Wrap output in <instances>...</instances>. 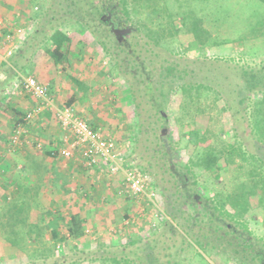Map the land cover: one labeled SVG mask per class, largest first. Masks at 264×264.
Wrapping results in <instances>:
<instances>
[{
	"label": "rangeland",
	"instance_id": "1",
	"mask_svg": "<svg viewBox=\"0 0 264 264\" xmlns=\"http://www.w3.org/2000/svg\"><path fill=\"white\" fill-rule=\"evenodd\" d=\"M6 1L11 4L9 7L13 16L8 19L3 36L10 37L20 51L25 52V58L19 65L24 67L21 73L28 74L30 71L27 72L26 69L34 70L35 66L41 65V59L45 55L43 50L45 41L54 29L64 32L70 38V42L66 47L67 59L60 65L58 71L63 74L66 87L69 86L77 93L80 111L78 112L75 102L65 98L60 105L69 106L76 115L91 125V120L85 117L84 112L90 113L89 117H93V121H98L100 124L97 132L106 138L110 137L115 142L118 153L123 157L124 167L135 168L141 164L148 169L150 164V167L153 166L152 172H156L159 167L162 168L159 170L165 172L164 185L168 188L167 198L169 197L175 204L179 200L178 187L168 171V164H165L168 163L167 159H163L161 154H156L154 151L159 150L155 136L159 132L157 127L160 123L155 117L149 116L151 109L144 90L138 83L140 79L138 74L142 68L137 66L133 54L144 63H150V67L153 68L158 63L171 62L174 65L178 64V70L186 68L190 71L188 76L182 75V80L175 81L174 91L183 81H202L220 91L218 85L224 87V82L227 83L228 80L223 81V79L229 78L236 67L244 71L264 72L263 0H125L123 4L121 0H95L96 5L102 7L104 12L99 16H92L90 9H85L82 23L77 22L76 16L68 12L69 0ZM102 15H110L113 21L124 23L132 30L125 44L117 42L109 27L100 20ZM196 20L200 25L202 24L201 29L212 35L210 41L212 47H215L214 43L219 47L196 51L195 43L192 44V26ZM192 60H206L209 65H192ZM47 76L49 78L50 74ZM206 76L209 78L208 82ZM15 77V84L6 88L8 94L4 98L0 95V109L4 111H7L9 103H17L21 98L28 105L27 97L21 95L23 78L17 74ZM27 77L31 76H24ZM50 79L55 80L54 85L58 81L54 76ZM45 83L51 87L48 80ZM132 90H137L140 94L139 109L135 108ZM257 91L252 93L244 106L238 107L234 102L231 104L234 108L238 107L237 113H234L235 110L228 111L231 113L230 120L233 117L238 125L241 124L239 137L233 136L234 131L231 130V122L228 120L229 114L222 110L225 101L220 99L214 103L216 99L213 94L202 98L201 109L204 111L195 118L194 128L206 135L207 143L219 149L224 145H231L230 147L236 150L228 157L227 162L221 160L217 170L212 174H204L198 179V190L207 197L216 192L229 194L240 181L245 179L249 164L242 160L243 153L248 154L245 145L240 143L243 138L256 158H264V131H261V125L262 128L264 125V109L257 111L260 122L254 121L255 115H253L258 103L261 102L262 108L264 107V91ZM179 93L178 90L172 93L168 104L167 134L174 145L173 161L183 165L194 152L192 145L187 146L188 138L181 139L182 128L185 131L192 129V123L188 126L187 122L192 121L194 108L192 109L191 105L187 113L183 112L180 107L184 102ZM136 112L142 114L143 120L145 119L147 126L152 129L147 135H141V142L136 143L135 146L134 139H138L136 125L139 120ZM177 117L179 122L181 119L180 123H177ZM0 122L3 124L0 127L9 140L12 131L10 132L11 124L8 122L7 113L6 116H0ZM33 129L35 135L39 134L37 121ZM59 132L62 144L58 139V142L52 145L57 149L62 147L64 138V132L60 128ZM24 135L23 139L35 144V148L40 143L42 146L46 144L39 135L36 140H40V143H35V140L31 139V137L35 138V135H30V131H26ZM30 146L32 145L28 144L12 150L8 144L7 153L11 155L16 153L19 159L16 160L21 163L19 158L21 155L34 152L28 148ZM139 171L147 175L150 180L151 176L140 169ZM14 173L13 170L12 174ZM1 175L0 172V264H36L42 260L51 264L54 259H60L59 262L65 264H101L100 261L91 263L87 259L104 257L105 252H116L117 255L120 252L129 254L138 248L143 250L147 243L156 244V253L165 263L164 255L169 251L164 248L180 243L179 239L167 233L166 237L158 238L164 223L170 221V218L166 213L162 196L153 189L151 181L149 190L155 193V207L146 200L134 199L123 193V190L119 192L118 197L124 201L114 198L116 195L113 194L107 197L105 194L99 196L97 194V196L92 195L96 197L95 199L92 196L87 198L88 208H77V212H80L79 216L84 219V225L81 224L83 235L73 239L67 232L69 223L67 221L74 210L69 209L70 213L60 214L59 218L51 217L52 219L47 222L45 221L47 217H43L40 222L39 214L44 213V209L40 206L42 202L33 199L32 208L29 206L18 208L17 197L13 198L10 186L8 188L7 184L2 182ZM121 177L123 179V175ZM13 178L15 179L13 176L7 178L9 185L14 181ZM102 179L96 186L99 187V193L101 189L103 193H107L109 189L107 181L111 178L106 176ZM120 181L121 179L118 180ZM8 196L11 201L4 199ZM23 199L25 202L28 201L27 196ZM92 200L94 205L91 204ZM190 215L192 212L189 208H182L179 218L182 227H178V231L182 233L183 239L190 247L186 248L185 252L186 264H231L217 257L211 258L200 250L196 243H192V232L189 231L185 235L183 229L192 225ZM20 221L23 224L19 223ZM101 221L104 225H101ZM243 221L253 237L264 240V214L256 203ZM126 222L128 223L125 224ZM55 227L61 228L62 231L58 236L61 241L58 242L50 238L49 231ZM8 236H15L13 239L16 242L10 244L7 240ZM136 241L139 242L135 246L130 245ZM192 244L197 248L194 251ZM146 253L140 251L139 255L145 256Z\"/></svg>",
	"mask_w": 264,
	"mask_h": 264
},
{
	"label": "trees",
	"instance_id": "2",
	"mask_svg": "<svg viewBox=\"0 0 264 264\" xmlns=\"http://www.w3.org/2000/svg\"><path fill=\"white\" fill-rule=\"evenodd\" d=\"M124 1L125 0H121V3L123 4ZM67 9L72 16H76V21L79 23L83 22L85 9H90L92 16H99L104 12L102 11V7L96 5L95 0H69ZM200 26H202V24L200 25L198 20H196L192 26V44L195 43L196 51L219 47L216 46L215 43V47H212V44H210L212 35L201 29ZM69 42L70 38L60 29H54L53 32L48 35L43 50L45 55L52 60L55 66L64 64L67 59L66 47ZM133 57L135 58L134 60L137 66L142 68V71L138 74L140 76L138 83L142 86L145 98L149 103L151 109V114L149 116L155 117L157 122L160 123L157 127L159 132L155 136L157 141L156 146L159 150L155 149L154 151L156 154H161L162 158L168 161V163L165 164H168V171L174 178V184L178 187L177 193L179 194V200H177V203L175 204L170 201L169 197L167 198L168 188L164 185L165 172L159 170L162 168L159 167L156 172H152L151 168H153V166L151 165L150 167L149 161L147 162V164H149L148 169L141 164L137 165L135 168L138 170L140 169L142 172L152 177H150L152 187L162 196L164 207H166V213L171 221H166L164 223L162 232L158 235V238L166 237L167 233L176 237L175 239H179L180 243L172 244L164 248V250L169 251L164 255L166 258L165 263L160 260L159 254L156 253L157 249L154 243H147L143 250L138 248L129 254L120 252L119 255H117L116 252H105L104 257L99 256L87 260L91 263L100 261L99 263L101 264H186L187 256L185 252L186 248L190 247L183 239L182 233L178 231V227L181 226L179 224L181 209L187 207L192 212V215H190L192 227L190 226L183 229V232L185 235H187L189 231L192 232V243H196L198 247L201 248L200 250L207 253L209 257H217L231 264H264V240L253 237V235L247 231L244 225L245 222L243 221L254 208V203H256V206L260 208L264 214V158H256L254 153L249 150L250 148L247 141L243 138L240 143L245 145L248 154L243 153L242 160L249 164L246 176H244L245 179L240 181L229 194L216 192L212 196L207 197L198 190V179L204 174H212L217 170L218 163L221 160L227 162L228 157L236 150L230 147L231 145H224L219 149L207 143L206 135H204V133L201 134L198 129L194 128L195 118L204 111L201 109L202 98L204 96L209 97L213 94L216 99L213 101L214 103L220 99L225 101L222 110L229 114L228 120H230L231 113L228 111L231 110L232 112V110H235L234 113H237L239 111L238 107L244 106L252 93L258 92L257 90L264 91V72L262 70L256 72L244 71L236 67L237 70L235 69V72L232 73L229 78L223 79V81L228 80L227 83L224 82L225 86L218 85L220 91L214 89L209 83H203L202 81H183L178 85L177 90L180 92L179 95L184 102V105H182L180 109L187 113L189 106L192 105V109L194 108L192 110V121L187 122L188 126L192 123V129L185 131L184 128H182L183 131L181 133V139L183 140L187 137V146L192 145L194 152L188 159V162L182 165L173 161L174 145L167 134L169 127L167 108L172 93L177 92V90L174 91L173 89L175 81L182 80V75L188 76V72L190 71L186 70V68L178 70V64L174 65L171 62L166 64L158 63L157 66L153 68L150 67V63L141 61L138 56L133 54ZM193 64L209 65V62L206 60H192V65ZM208 81L209 78L207 77V82ZM2 84L3 81H0V95L2 93ZM132 95L135 108L139 109L140 103L138 99L140 94L137 90H132ZM233 102L238 107L234 108L231 105ZM258 104L257 110L253 111V115H255L254 121L260 122L257 118V111L263 110L264 107L262 108L263 105L261 102ZM136 116L139 117V120L136 125L138 139H134L135 146L137 145L136 143L139 144L141 142L140 136L144 134L147 135L152 129L147 126L145 119L143 120L142 114L136 112ZM180 122L177 117V123ZM230 122L231 130L234 131L233 136L239 137L241 134V124L238 125L239 123H237L233 117ZM262 130L264 131V125L263 128L261 125V131ZM220 135L219 133V136ZM251 166L257 167L252 168ZM4 199L11 201L9 196ZM167 207L169 209H167ZM21 221L19 223H22ZM78 226L79 220L72 217L70 224H68L67 232L73 239L80 236L79 230L77 229ZM58 236L57 234H52V240L55 242L61 241L58 239ZM14 237L15 236L7 237L10 244L16 242L13 239ZM137 242L139 241L132 242L130 245L135 246ZM196 249L197 248L192 244V250L194 251ZM140 251L147 253L145 256H140ZM59 260L60 259H54L51 264H65L64 262L60 263ZM39 263L48 264L46 260H42Z\"/></svg>",
	"mask_w": 264,
	"mask_h": 264
},
{
	"label": "crops",
	"instance_id": "3",
	"mask_svg": "<svg viewBox=\"0 0 264 264\" xmlns=\"http://www.w3.org/2000/svg\"><path fill=\"white\" fill-rule=\"evenodd\" d=\"M9 5L11 6V4L6 0H0V19L4 21V29L2 30V33L7 28V21H9L13 16L11 14L12 9L9 7ZM13 7L14 6L12 5V8ZM13 25L15 24L13 23ZM5 38H7V36H5ZM43 56V59H41V65L35 66L34 70L26 69L27 72H30L25 75L21 73V70H23L24 67L19 66L23 58H25V52L20 51V48L8 61H0V81H3L1 95L3 98L6 96V94H8V89L6 91L7 86H12L15 84V74H17L20 78H24V76H31L35 78L39 84L47 86L48 97L50 98L52 105L51 108L46 107L43 113H41L42 115L39 117L37 116V120L35 119L30 123H24L23 117L28 110L38 105V102L23 92L21 95H24L25 98L27 97L29 106L25 103V100L21 98V100L17 103H9L7 111H4L2 108L0 109V116H6V113L8 114V122L11 124L10 132L13 131L12 129H14V127H20L25 132L30 131V135L33 136L35 135V130L33 128L37 121L40 132L34 136L35 138L31 137V139L35 140V143H40V140H36L37 136L39 135V138L42 140V142L46 143L43 146L40 143L42 148L40 150L34 147L35 144L28 147L34 150L32 153H24L21 155L19 152L21 155L19 158L22 162L18 163L16 160L18 159L16 153H14V155L7 153L9 140L5 137L6 134L3 133L2 128L0 127V160H2V162H0V172L2 173L1 179L3 183L7 184V187L10 186L13 198L17 197L18 208L24 206H29L32 208L33 204L31 202L33 199H39V201L42 202V205L40 206L42 209H44V213L39 214L40 222H42L43 217H47L45 218V221L47 222L52 219L51 217L59 218L60 214L64 215V213H70L71 211L69 209L74 210V212L71 213L72 216L70 215L71 217L68 219L67 223L69 222L68 224H70L72 217L78 219L80 227L78 226L77 229L79 230L81 236L83 235L81 224L84 225V219L79 216L80 212H77V208H88L87 206L89 205L86 202V199L90 198L92 195L97 196V194L98 196L100 194H105L106 197L109 194H113L116 195L114 198L124 201L121 197H118L119 192L123 188V179L121 177L122 173L110 175L106 166L88 169L79 161H65L62 159L53 158L51 156V150L56 149V147H53L52 145H54L55 142H58V139L59 143L62 144L59 138L60 127L54 117L55 110L61 107L60 104L64 98L65 100L68 99L71 102H75L77 104L78 112L80 111V108H78L79 98L77 97V93L72 91L69 86L66 87L65 84L67 83L62 76L63 74L58 71L61 66H55L47 55ZM47 74H50L49 78ZM53 76L58 79L56 82L58 85H56V83L54 85L53 82L55 80L50 79ZM47 80L51 83V87L45 83ZM73 83L76 85L75 82ZM64 88L67 91H65ZM84 113L85 117L91 120V125H88L97 132L98 128L100 127L99 122L93 121V117H89L91 115L90 113L88 114L86 111ZM4 119L7 118L4 117ZM2 125L3 124L0 122V126ZM60 144H58V146ZM12 169L16 174H12ZM9 176L15 177V179L13 178L14 181H12L13 185H9L10 182H8L7 179ZM106 176L111 178L109 181H107L109 189H107V193H103L102 189L101 193H99V187H97L96 184L100 183V181L103 180L102 177ZM120 179L121 181L118 182ZM96 190L98 192H96ZM26 196L28 201L25 202V200H22V198ZM95 196H92V198L95 199ZM91 204H95L93 200L91 201ZM104 222H106L105 218ZM102 224L104 225V223L101 221V225ZM60 229L61 228L58 227L51 229V231H49L50 238L52 239V234L60 235L62 233Z\"/></svg>",
	"mask_w": 264,
	"mask_h": 264
},
{
	"label": "built area",
	"instance_id": "4",
	"mask_svg": "<svg viewBox=\"0 0 264 264\" xmlns=\"http://www.w3.org/2000/svg\"><path fill=\"white\" fill-rule=\"evenodd\" d=\"M3 29L4 21L0 19V61H8L18 51L19 47L10 37H3ZM21 90L38 102V105L25 113L24 123L34 121L46 107H52L47 87L39 84L35 78H23L21 80ZM54 117L60 129L64 132V138L62 147L51 150L50 154L53 158L65 161L76 160L88 169L106 166L110 175L122 173L123 193L125 192L138 201L146 200L155 207V193L149 190V177L138 169L130 166L124 167L123 157L118 153L116 144L112 139L94 131L69 106L57 108ZM24 133L25 131L22 128H14L9 138V145L12 150L28 144L33 145L29 140L23 139L25 137ZM36 148L40 149L41 145L38 144Z\"/></svg>",
	"mask_w": 264,
	"mask_h": 264
},
{
	"label": "flooded vegetation",
	"instance_id": "5",
	"mask_svg": "<svg viewBox=\"0 0 264 264\" xmlns=\"http://www.w3.org/2000/svg\"><path fill=\"white\" fill-rule=\"evenodd\" d=\"M100 20L103 21L110 29V32L113 34L117 42L119 43H126V38L131 33L132 30L128 28L124 23L113 21L110 17V15H102L100 17ZM111 27H113L114 31H117L115 33L113 30L111 31ZM127 29H129V32H125Z\"/></svg>",
	"mask_w": 264,
	"mask_h": 264
},
{
	"label": "water",
	"instance_id": "6",
	"mask_svg": "<svg viewBox=\"0 0 264 264\" xmlns=\"http://www.w3.org/2000/svg\"><path fill=\"white\" fill-rule=\"evenodd\" d=\"M114 28L111 27V31L113 30ZM114 31V30H113ZM115 33H117V31H114ZM125 32H129V29H127Z\"/></svg>",
	"mask_w": 264,
	"mask_h": 264
}]
</instances>
